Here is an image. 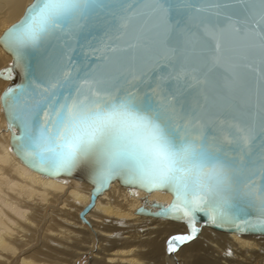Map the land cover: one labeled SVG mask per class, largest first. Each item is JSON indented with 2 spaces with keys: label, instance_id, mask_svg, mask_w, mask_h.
<instances>
[{
  "label": "snow or ice",
  "instance_id": "1",
  "mask_svg": "<svg viewBox=\"0 0 264 264\" xmlns=\"http://www.w3.org/2000/svg\"><path fill=\"white\" fill-rule=\"evenodd\" d=\"M133 18L151 25L163 52L156 67L171 71L151 80L141 73L137 83L116 87L103 63L107 53L137 47L116 45ZM54 40L62 44L55 64L45 54ZM0 44L28 77L0 100L9 127L20 129L17 152L31 167L71 174L89 160L97 191L115 177L170 191L173 202L157 215L185 221L189 232L171 237L169 252L195 239L198 212L214 224L264 230V0H34ZM95 54L100 63L90 67ZM242 73L255 77L258 102L247 118L218 126L178 106L170 84L231 91ZM0 76L13 78L12 69ZM245 208L259 213L255 223L237 222Z\"/></svg>",
  "mask_w": 264,
  "mask_h": 264
},
{
  "label": "bare ground",
  "instance_id": "2",
  "mask_svg": "<svg viewBox=\"0 0 264 264\" xmlns=\"http://www.w3.org/2000/svg\"><path fill=\"white\" fill-rule=\"evenodd\" d=\"M31 2L0 0V36ZM11 64L0 46V73ZM13 80L0 76V97ZM10 136L0 100V264H264V236L199 223L195 239L169 252L170 238L188 234V225L137 213L145 199L169 204L168 193L131 194L113 183L83 222L91 187L29 169L11 150Z\"/></svg>",
  "mask_w": 264,
  "mask_h": 264
},
{
  "label": "water",
  "instance_id": "3",
  "mask_svg": "<svg viewBox=\"0 0 264 264\" xmlns=\"http://www.w3.org/2000/svg\"><path fill=\"white\" fill-rule=\"evenodd\" d=\"M34 2L27 5L25 12L21 18L17 21L19 22L25 15L29 6ZM16 22V23H17ZM14 23V24H16ZM142 21L139 18H133L128 28L125 30L122 38L116 42L117 47L124 48L128 44H136L135 49H129L128 52H117L107 53L109 59L103 63V72L104 75L111 79L116 87L128 88L130 85L126 82L127 80H133V83H137L133 77L140 76L141 73H147L148 80H151L153 77L159 74H167L171 69H165L163 66L157 68L156 63L160 61L161 55H163L162 50L159 49L156 37L153 32L147 30L151 25L149 24L146 28H142ZM13 24V25H14ZM11 27V26H10ZM5 33V32H4ZM4 33L1 35L3 36ZM102 32H99V35H102ZM2 49L10 54L12 57L11 69L14 74L13 82L6 87L2 92L1 97L4 96L7 89L14 86L26 85L28 83V77L25 75L24 65L21 63L17 65L15 56L11 51H9L3 44H0ZM62 44L59 41H53L51 46L46 51V56L52 61L53 64L57 61L58 57L61 55ZM75 55V54H73ZM99 54H95L92 58L87 61V64L90 67H95L100 61L96 58ZM135 57V58H133ZM192 59H195L193 54ZM79 67V58L75 61ZM163 62L161 61V65ZM80 73L88 71V68L80 67ZM174 74V73H173ZM213 80L216 77H212ZM255 77L251 73H242L240 82L238 85L231 91L221 90L215 87L212 83L206 85L203 89L199 91L196 89H190L185 91L184 87L181 84L176 83L175 81L170 82L174 85L173 91L176 92V103L177 105H183L185 108H192L199 113L200 118L207 124H212L218 126L222 121H230L231 119H245L248 114L252 111V106L257 104L258 96L256 94V89L254 87L253 81ZM139 90L143 92L145 90L143 85H139ZM3 114L7 122L8 129L10 130V146L11 150L15 153L16 157L31 170L38 172L39 174L50 177L54 179H61L63 177L74 180L75 182H84L91 187V197L90 203L82 210L80 213V219L86 223L84 218L85 213L94 205L95 199L101 195L103 192L108 190L113 183H118L120 186L127 189L131 194H134L135 191L140 190L146 193H152L146 191L145 189L140 188L139 186L129 185L124 182L121 177H115L109 181L106 187L101 188L99 191L96 190V185L93 182V166L89 160L81 161L76 168L73 169L71 174L60 173L59 175H52L46 172H42L37 168L31 167L26 163L21 156L18 154L16 149V144L18 141L14 140V136L20 134V129L18 126L13 125L9 127L11 121L8 117V110L4 104V101L1 100ZM256 183L259 184V178H257ZM161 193H168L171 195V201L169 204H162L158 202H148L147 199L143 201V205L137 210L138 214L145 216H152L156 218H166L171 219L183 224H187L183 220L173 219L164 215H157L162 208H167L173 202V194L168 190H156ZM259 218V213L252 208H245L244 214H241L239 220L241 221H251L255 223ZM199 223L203 226L213 228L215 230L223 232H233L237 234H255L257 236H264V230L259 228H254L251 226L245 227L241 224V228H238L230 222H218L216 224L212 223L207 214L203 212H198L196 214V224ZM188 225V224H187ZM199 228L198 226H196Z\"/></svg>",
  "mask_w": 264,
  "mask_h": 264
},
{
  "label": "rangeland",
  "instance_id": "4",
  "mask_svg": "<svg viewBox=\"0 0 264 264\" xmlns=\"http://www.w3.org/2000/svg\"><path fill=\"white\" fill-rule=\"evenodd\" d=\"M12 75H13V77H14L13 72H12ZM182 245H183V244H180L179 247L182 246ZM87 262H88V261H86L85 259H83V260H81L80 264H87Z\"/></svg>",
  "mask_w": 264,
  "mask_h": 264
}]
</instances>
